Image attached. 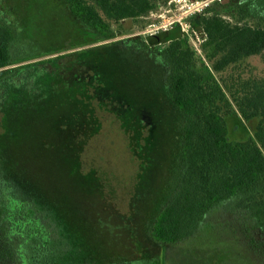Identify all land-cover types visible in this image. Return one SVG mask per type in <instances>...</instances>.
<instances>
[{
	"label": "rangeland",
	"instance_id": "374dc122",
	"mask_svg": "<svg viewBox=\"0 0 264 264\" xmlns=\"http://www.w3.org/2000/svg\"><path fill=\"white\" fill-rule=\"evenodd\" d=\"M239 1L213 0L193 13L190 0L158 1L144 15L111 20L104 34L74 17L64 0H0V21L16 30L0 66V182L9 173L45 212L30 232L24 226L17 264L30 255L21 245L31 253L47 242L66 264H264L253 221L225 204L182 242L150 235L180 172V115L159 54L167 36L182 38L196 68L222 86L229 139L254 136L256 120L242 118L228 87L264 76V58L252 54L215 71L203 34L185 25L207 9L234 21ZM242 22L264 25V13ZM152 34L162 40L151 41Z\"/></svg>",
	"mask_w": 264,
	"mask_h": 264
},
{
	"label": "trees",
	"instance_id": "16d2710c",
	"mask_svg": "<svg viewBox=\"0 0 264 264\" xmlns=\"http://www.w3.org/2000/svg\"><path fill=\"white\" fill-rule=\"evenodd\" d=\"M64 1L80 22L105 34L111 20L144 15L158 1L167 0ZM232 7L234 21L218 12L209 13V9L190 18L203 34L202 47L215 71L252 54L264 58V25L242 22L247 16L263 15L264 0H240ZM162 33L166 35L165 31ZM153 35L151 41L162 40ZM106 37L102 35L101 39ZM166 38L168 43L159 54L166 63L168 96L180 115V172L176 189L154 218L151 238L157 243L182 242L199 231L211 210L223 204L230 210H245L264 238V76L241 79L228 87L242 118L256 120L253 137L231 140L223 113L230 100L222 86L207 80L196 68L194 50L182 38ZM15 40L16 30L0 21V66ZM1 173L4 180L3 184L0 182V264H17L18 258L13 256L24 226L30 232L27 226L45 219V212L37 207L29 189L19 185L9 173ZM19 189L29 194L28 198L20 195ZM250 243H254L253 238ZM46 245V249L44 245L33 248L31 253L27 251L30 246L21 245L30 254L26 264H66L58 245Z\"/></svg>",
	"mask_w": 264,
	"mask_h": 264
},
{
	"label": "built area",
	"instance_id": "2783aa9c",
	"mask_svg": "<svg viewBox=\"0 0 264 264\" xmlns=\"http://www.w3.org/2000/svg\"><path fill=\"white\" fill-rule=\"evenodd\" d=\"M190 1H191V10H190V13H193V11H195V10L196 11H199L197 9H200V8L203 9L204 7L208 6L209 3L211 1H213V0H190ZM190 24H191V22L188 21L185 25L189 27ZM201 37H202L201 39H203V36H201Z\"/></svg>",
	"mask_w": 264,
	"mask_h": 264
}]
</instances>
